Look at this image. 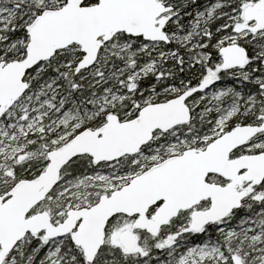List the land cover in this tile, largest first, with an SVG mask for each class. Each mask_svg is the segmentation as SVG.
I'll list each match as a JSON object with an SVG mask.
<instances>
[{
  "label": "snow or ice",
  "instance_id": "obj_1",
  "mask_svg": "<svg viewBox=\"0 0 264 264\" xmlns=\"http://www.w3.org/2000/svg\"><path fill=\"white\" fill-rule=\"evenodd\" d=\"M0 264H264V0H0Z\"/></svg>",
  "mask_w": 264,
  "mask_h": 264
}]
</instances>
